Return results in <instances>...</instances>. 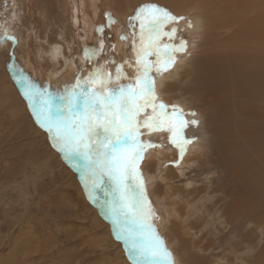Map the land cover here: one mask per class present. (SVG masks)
Returning a JSON list of instances; mask_svg holds the SVG:
<instances>
[{
	"label": "rangeland",
	"instance_id": "1",
	"mask_svg": "<svg viewBox=\"0 0 264 264\" xmlns=\"http://www.w3.org/2000/svg\"><path fill=\"white\" fill-rule=\"evenodd\" d=\"M143 1L106 0L102 10L101 0H35L34 8H30L29 0H0V36L7 29L19 41L15 46L10 41L0 43V264H131L105 214L107 197L98 192V200L89 198L80 172L52 146L14 76L22 70L38 86L51 85L53 89L63 90L80 72L72 66L83 58L87 34L94 29L89 17L110 13L116 21L112 31L116 33L120 26L125 32L129 21L125 14L133 16ZM183 2L189 5L188 20L199 15L206 18L203 30L207 37L209 35L207 44L212 49L222 36L224 38V33L212 32L211 19L217 7L211 6L210 0H148L146 4L164 8L174 4L177 8ZM218 4L217 13L223 15V6ZM31 12L36 16L32 17ZM184 32L192 35L184 38L188 44L196 38L191 28ZM201 42L204 43L197 41L195 45L201 48ZM112 43L113 38L111 42L105 41V54L112 52L108 47ZM227 44L217 45L215 51L223 50ZM202 45L203 51L206 44ZM31 47L37 49L38 55L33 50L36 55L30 56ZM119 50L120 47L115 54L112 52L117 63L120 62ZM206 52L198 55L205 57ZM207 53L212 55L211 51ZM183 62L193 66L190 69L196 62L202 68L207 63L191 58ZM185 63L186 68L181 64L177 72L170 75L175 77L174 84H170L172 89L170 85L167 88L166 84L172 80L168 77L170 81H165L160 90L171 94L168 95L172 99L170 106L178 105L185 113H196L194 117L188 115V120L210 118L218 108L210 104L206 107L203 102L210 99L206 82L194 78V72L200 67L193 71ZM108 67L115 74V65ZM215 67L210 63L207 66L209 77ZM126 68L130 69L127 65ZM128 69H125L127 73ZM215 102L216 98L213 105ZM200 124L199 121L198 127L189 126L186 130L185 135L194 140L188 148L201 141ZM210 129H213L212 124ZM153 142L159 144L156 140ZM210 142L209 146H200L204 149L196 157H188L184 164L180 161L179 167L175 166L176 149L168 140L161 142L163 148L175 149L172 160L166 161V170L177 169L178 176H166L164 184L157 180L158 187L154 186V193L157 191L160 195L166 191L164 198H174L167 199V205L162 206L165 214L168 211L173 217L167 220L168 233L162 228L158 229L159 235H165L162 239L168 244L169 237L173 238L172 254L176 264H264V205L251 202L242 177L240 181L234 177V182L230 174V179H226L224 171L231 169L229 165L224 167L223 157L219 159L215 150L216 143ZM154 166L155 160L148 169L153 167L154 170Z\"/></svg>",
	"mask_w": 264,
	"mask_h": 264
},
{
	"label": "snow or ice",
	"instance_id": "2",
	"mask_svg": "<svg viewBox=\"0 0 264 264\" xmlns=\"http://www.w3.org/2000/svg\"><path fill=\"white\" fill-rule=\"evenodd\" d=\"M106 17L107 23L97 28V45L84 50L85 64L91 65L86 76L82 67L75 82L63 90L38 86L22 70L14 79L52 146L80 172L89 198L98 200V192L107 197L105 214L131 264H176L153 223L159 217L148 198L141 170L148 150L163 145L142 137L167 133L178 152L176 167L194 143L185 133L189 126L198 127L199 121L186 117L196 113L167 105L156 90L157 78L169 72L180 56L189 54L188 41L178 35V25L181 21L188 28L193 25L187 17L176 16L157 4L142 5L129 17L120 37L131 42L134 61L126 58L117 63L115 57H108L101 63L105 41L111 39L104 35L105 29L116 23L110 13ZM9 41L13 46L19 43L6 29L0 43ZM108 47L115 51L114 44ZM11 58L15 59L14 51ZM109 64L115 65V74ZM125 65L133 69L132 76ZM12 66L15 69V64Z\"/></svg>",
	"mask_w": 264,
	"mask_h": 264
},
{
	"label": "bare ground",
	"instance_id": "3",
	"mask_svg": "<svg viewBox=\"0 0 264 264\" xmlns=\"http://www.w3.org/2000/svg\"><path fill=\"white\" fill-rule=\"evenodd\" d=\"M104 1L106 0H101L102 10L105 9ZM230 1L233 3L231 4ZM34 2L35 0H29L30 8H34L32 5ZM147 2L148 0L143 1L142 5H145ZM219 2L222 4V8L225 12L223 15H218L221 12L217 13L219 10ZM210 4L211 6L217 7V11L214 12V15L211 19L212 32L223 31L224 33V38L222 36V39L217 45L223 44L224 42H228V44L223 50H218L217 52L215 51V47L217 45H214V47L211 49L210 44H207L209 35L207 37L206 32L203 30L206 25V18L203 15H199V18H195L194 16L193 20L191 21L193 25L191 30L196 32V38L193 37L192 42L189 43V54L183 57L180 56L176 65L169 72L165 73L162 77L157 78L156 90L159 93L160 100L170 106L172 102V99L168 96L170 93H164L160 89L167 80L170 81V79H172V82L170 81L166 84L167 88L170 84H174L173 78L175 77H170V75L175 74L177 70L182 65H184V59H196L198 61L207 62L208 65L210 63L211 65L214 64V66H216L215 69L212 68L214 70L212 71V76L209 77L210 70L207 68V63L203 68L198 66L197 62L195 64V67L197 69L200 67V69H198L197 72H194V78L203 79L204 82H206L205 88L210 99L203 100V102L206 107H209V104L212 107H217L218 112L214 113V115H211V117L207 119L202 117L203 122L201 121L202 119L199 118V121L201 122L200 125H202L200 128L201 141H197V144L195 143L193 146L188 148L187 154L181 163H186V159H188L190 156L192 157L193 155L195 156L196 154L202 153L204 148L200 146H202V144L209 146L208 144H212L210 142V140H212L214 143H216L215 150L219 156V159L222 160L221 156L224 159L222 160V162H224V167L229 165L231 169L229 170V168H226L224 171V174H226V179L229 180L230 176L232 175L233 179L236 177L240 181L242 177V179L245 181L244 185L248 190V195L252 199L251 202L255 201L260 205L262 203L264 205V202L262 201L264 200V0H210ZM160 6L164 7L163 5ZM30 8L28 7L29 11ZM166 9L176 16H184L187 18L189 16V5H186L185 2L180 3L177 8H174L173 4ZM196 11L198 13L200 12L199 9ZM234 11H237V13L233 14ZM105 12L100 13L105 14ZM97 13H99V11ZM125 15L127 19L130 17L128 14ZM31 16L35 17L36 15L31 12ZM89 21L93 22L94 29L92 32L87 34L85 48L97 45V28L99 25L101 26L107 23V17L106 14L103 16H99L98 14L97 17L90 16ZM95 23H97V27L95 26ZM90 27L91 25H89V28ZM178 27L181 29L178 34L179 36H182L183 38L192 36L184 32L185 29H190L186 26V22L181 21ZM235 27H237V29L233 31L232 29ZM124 33L125 32H122V29L120 30L119 26L116 33H114L111 28L110 30L105 29L104 34L113 38L112 44L115 45L114 54L117 48L120 47V62L124 61L126 58L132 59L134 61L135 57L133 54H131V46L129 45L131 42H125L120 39ZM31 39L32 38L30 37V41ZM93 40H95V42ZM107 41L111 42V39ZM197 41L204 42H201V44L199 43L201 48H203L202 44H206L204 45L205 49L203 51L199 45H195ZM31 42L34 43L33 39ZM33 50L37 52L38 55L37 49L31 47V57L36 55L34 54ZM208 50L211 51L212 55H208ZM204 52H206V56L201 58L199 55H205ZM198 56L200 58H198ZM108 57H113L112 52H106V54L104 53L100 57V62L103 63ZM205 60H208L209 62ZM186 66L188 65L186 64ZM189 66V69L193 67L191 65ZM82 67L84 68L83 73L86 76L91 70V65L85 64L84 56L83 58L79 59V61L74 64V66H72V68H75L78 71H81ZM183 67H185V65ZM87 69L88 71H86ZM125 69H128L126 68V65ZM127 74L132 76L134 74L133 69H128ZM185 75L186 74H184V76ZM187 75L185 77H187ZM168 77H170V79H167ZM74 82L75 79L72 80L69 85ZM172 87L173 86L170 85V89H172ZM161 92L164 95H162ZM165 94H167V96H165ZM215 98L216 102L213 105ZM211 101L212 103H210ZM206 107H204V110L208 111ZM213 110L216 111L215 109ZM211 124L213 128L212 130L210 129ZM142 139L150 140L152 142L156 140L159 144H161L162 141L168 140V135L160 133L154 136V138L150 139L148 135H144ZM174 150L175 149H172L171 147L152 148L146 153L145 159L141 165V170L146 182L148 198L151 201L157 216L159 217L158 219L154 220L153 223L155 224L157 230L164 228L166 233H168L166 231V227L169 223L167 220L170 221V219L173 217V214L169 213L168 211L165 214L162 206L167 205V199H171L170 201H172L174 198H170V196L164 198L163 194H165L166 191H163V193L161 192L162 194L160 195H158L159 193L157 191L154 193V186H156L157 180H161L162 182L165 181L166 176L170 175L172 176L171 178L178 176L177 169L175 171L170 169L166 170V161L172 160L173 155L175 152H177V150H175V152ZM158 155H162L164 157L159 158ZM176 159H178V154ZM154 160L156 161L154 170L153 167L152 169H148ZM156 187H158V185ZM163 189L164 188L161 190ZM169 204L171 205L172 202ZM162 237H165V235ZM169 240L171 245L165 241L164 242L172 253L174 241H172V237H169ZM192 260L193 259H190L191 262Z\"/></svg>",
	"mask_w": 264,
	"mask_h": 264
},
{
	"label": "water",
	"instance_id": "4",
	"mask_svg": "<svg viewBox=\"0 0 264 264\" xmlns=\"http://www.w3.org/2000/svg\"><path fill=\"white\" fill-rule=\"evenodd\" d=\"M126 256L128 257V255L126 254Z\"/></svg>",
	"mask_w": 264,
	"mask_h": 264
}]
</instances>
